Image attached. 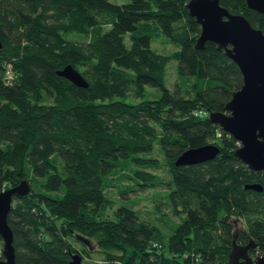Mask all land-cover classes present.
Instances as JSON below:
<instances>
[{
  "label": "trees",
  "instance_id": "obj_1",
  "mask_svg": "<svg viewBox=\"0 0 264 264\" xmlns=\"http://www.w3.org/2000/svg\"><path fill=\"white\" fill-rule=\"evenodd\" d=\"M188 1L0 0V189L24 177L31 187L8 213L18 264H70L74 252L84 264H228L232 215L245 220L239 242L264 253V168L237 157L238 140L208 117L242 72L216 42L197 46ZM220 2L264 31L246 0ZM68 63L87 86L58 73ZM207 142L220 146L214 158L175 163ZM156 147L167 181L151 170ZM254 182L263 188L245 187ZM164 184L181 218L168 237L131 206L111 214L108 188ZM91 238L101 260L89 258Z\"/></svg>",
  "mask_w": 264,
  "mask_h": 264
},
{
  "label": "water",
  "instance_id": "obj_2",
  "mask_svg": "<svg viewBox=\"0 0 264 264\" xmlns=\"http://www.w3.org/2000/svg\"><path fill=\"white\" fill-rule=\"evenodd\" d=\"M246 1L251 8L264 12V0ZM187 6L201 27L197 46H204L207 40L216 42L236 62L243 76L242 85L233 91L225 104V110L210 111L208 117L238 140L239 146L235 149L237 157L251 168L263 169L264 31L253 25L244 14L230 11L220 0H189ZM58 73L80 86L88 85L83 74L70 63L59 69ZM219 151L218 144L207 142L185 149L175 163L202 162L214 158ZM245 187L257 190L263 188L259 182L247 183ZM30 190L26 177L15 185L0 189V235L3 241L0 264H18L8 213L14 194H27ZM255 247L256 242L253 239L240 243L234 237L228 254V264H264V253L251 254L250 250ZM70 264H84L81 254L74 252Z\"/></svg>",
  "mask_w": 264,
  "mask_h": 264
},
{
  "label": "rangeland",
  "instance_id": "obj_3",
  "mask_svg": "<svg viewBox=\"0 0 264 264\" xmlns=\"http://www.w3.org/2000/svg\"><path fill=\"white\" fill-rule=\"evenodd\" d=\"M117 3L125 2L128 0H112ZM129 42V39H126ZM153 44L160 50L168 49L171 47L170 43L164 44L163 40H155ZM168 80L167 84L173 88V82L175 79V72H174V65L170 64L168 67ZM152 156L159 157L158 159L161 161V167L158 169H151L153 171L159 172L163 177L164 180L169 179V173L167 171V166L165 163V159L158 147L154 149L151 153ZM107 194L112 198V208L110 211L113 214V211L116 207L120 205H128L133 207L136 212L138 213L139 217L142 219H146L150 222H153L157 226H159L162 232L168 237L169 231L180 221V217L177 214H174L172 211L171 206L169 205V200L167 196V189L165 184L164 185H157V186H150L146 187L138 192H129L126 194H118V191L115 187H110L107 189ZM113 210V211H112ZM232 222L234 224V228H242L245 225V220L236 215H232L231 217ZM92 244L93 248L92 253L90 255V259L93 261L101 260L102 254L97 250L96 242L93 238ZM75 244L79 247H82L84 244L81 241H75ZM3 247V241L0 240V252ZM262 254L258 250L253 254ZM88 258V259H89Z\"/></svg>",
  "mask_w": 264,
  "mask_h": 264
},
{
  "label": "flooded vegetation",
  "instance_id": "obj_4",
  "mask_svg": "<svg viewBox=\"0 0 264 264\" xmlns=\"http://www.w3.org/2000/svg\"><path fill=\"white\" fill-rule=\"evenodd\" d=\"M235 229V228H234ZM240 232H241V228H236L235 229V232H234V237L237 239V237H238V233L240 234ZM238 240V239H237ZM239 241V240H238ZM248 242V241H247ZM240 243H246V242H240ZM250 252H251V250H250Z\"/></svg>",
  "mask_w": 264,
  "mask_h": 264
}]
</instances>
